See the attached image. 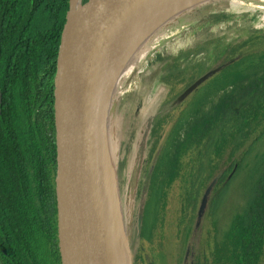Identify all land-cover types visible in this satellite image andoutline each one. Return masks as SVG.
<instances>
[{
	"label": "trees",
	"instance_id": "16d2710c",
	"mask_svg": "<svg viewBox=\"0 0 264 264\" xmlns=\"http://www.w3.org/2000/svg\"><path fill=\"white\" fill-rule=\"evenodd\" d=\"M59 2L0 0V36L1 26L7 25L3 31L11 34L8 44H15V38L27 41L29 27H46L43 66ZM252 5L264 11V2ZM196 7L146 52L135 74L137 87L116 103L118 128L136 136L145 99L156 98L159 112L147 120L145 161L138 178L139 188L145 190L140 237L151 243L156 237L161 251L165 208L176 193L182 263H187L191 250L205 188L216 178L206 207V214L212 216L214 192L228 186L264 136V24L255 25L252 14L236 12L240 6H229L222 0L205 1ZM175 38L185 42L171 52L168 42ZM216 67L207 80L177 100L195 79ZM257 152V172L243 207L221 227V237H217L219 224L212 223L213 245L208 254L203 246L198 247L193 264H262L264 149ZM221 164L225 167L218 171ZM145 167L149 170L146 176ZM140 256L136 251L132 263L141 264ZM156 261L155 256L148 264Z\"/></svg>",
	"mask_w": 264,
	"mask_h": 264
},
{
	"label": "water",
	"instance_id": "95a60500",
	"mask_svg": "<svg viewBox=\"0 0 264 264\" xmlns=\"http://www.w3.org/2000/svg\"><path fill=\"white\" fill-rule=\"evenodd\" d=\"M126 0H60L44 65L43 186L58 264H111L105 254L101 146L91 93L92 68L105 28ZM218 67L188 85L183 99ZM110 108L107 102L103 117ZM216 178L202 194L198 222Z\"/></svg>",
	"mask_w": 264,
	"mask_h": 264
},
{
	"label": "rangeland",
	"instance_id": "374dc122",
	"mask_svg": "<svg viewBox=\"0 0 264 264\" xmlns=\"http://www.w3.org/2000/svg\"><path fill=\"white\" fill-rule=\"evenodd\" d=\"M222 1L229 6H240L242 8L237 9L236 12H249L252 14V21L255 25L264 24V11H260V7L252 5L256 3V0ZM257 1L264 2V0ZM196 6V4H192L179 10L177 14L170 15L146 33L144 38L134 47L130 58V69L118 83L116 92L114 91V84L112 92L105 88L93 100L94 126L97 138L102 135L105 129L110 134L107 155L104 163L100 166V181L109 207L106 220L112 222L116 230L112 238V246L118 264H133V256L136 251H139L141 255V264H148L155 256L157 264L182 263V259H180L182 246L177 234L179 202L176 193L172 195L165 208L161 251L158 252L159 249L156 247V237H154V243L140 237L145 190L143 187L139 188L138 178L145 161L144 138L148 127L147 120L151 114L159 112V108H156V98L147 96L145 99L141 110L139 131L136 136L127 135L118 128L119 112L116 110V103L119 98L137 87L135 74L137 70L139 72L141 60L146 52L152 49L156 42L166 35L165 33L168 30L188 18L196 10ZM184 42L180 38H175L173 41L168 42V48L173 52ZM107 102H109L110 108L103 117ZM164 112L165 110H161L160 113ZM254 149V154L247 156L245 165L236 171L228 186L221 187L214 192V212L212 216L208 215L206 214V208L199 221H196V229L191 237V250L188 251L189 254L186 258L187 263L184 261L182 264H193L195 261L194 254L200 246H203V251L208 254L214 240L212 223L213 225L215 223L219 224L217 237H221L224 229L221 227L225 226V223L234 212L243 207L257 172V151L264 149V136L262 140L257 142ZM224 167L221 164L218 171ZM143 171L145 176L148 175V167L143 168ZM210 228L211 230H209ZM262 264H264V256Z\"/></svg>",
	"mask_w": 264,
	"mask_h": 264
},
{
	"label": "flooded vegetation",
	"instance_id": "af4514ba",
	"mask_svg": "<svg viewBox=\"0 0 264 264\" xmlns=\"http://www.w3.org/2000/svg\"><path fill=\"white\" fill-rule=\"evenodd\" d=\"M1 29L0 264H58L42 171L47 28L29 27L27 41L14 34L15 44Z\"/></svg>",
	"mask_w": 264,
	"mask_h": 264
},
{
	"label": "bare ground",
	"instance_id": "6f19581e",
	"mask_svg": "<svg viewBox=\"0 0 264 264\" xmlns=\"http://www.w3.org/2000/svg\"><path fill=\"white\" fill-rule=\"evenodd\" d=\"M205 1L208 0H126L110 18L95 55L91 80L93 100L105 88L112 92L115 84L114 91L117 89L118 83L130 69V58L134 47L146 33L170 15L177 14L179 10ZM109 138L110 134L106 131L102 140L99 166L105 161ZM99 186L104 220L105 254L109 263L118 264L112 246V238L116 230L113 223L106 220L109 207L101 181Z\"/></svg>",
	"mask_w": 264,
	"mask_h": 264
}]
</instances>
